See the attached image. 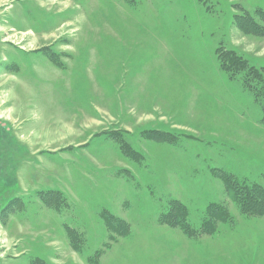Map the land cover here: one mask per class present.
Returning a JSON list of instances; mask_svg holds the SVG:
<instances>
[{
  "label": "rangeland",
  "instance_id": "374dc122",
  "mask_svg": "<svg viewBox=\"0 0 264 264\" xmlns=\"http://www.w3.org/2000/svg\"><path fill=\"white\" fill-rule=\"evenodd\" d=\"M226 52L262 93L264 0H0V264H264L228 183L264 195L261 100Z\"/></svg>",
  "mask_w": 264,
  "mask_h": 264
},
{
  "label": "trees",
  "instance_id": "16d2710c",
  "mask_svg": "<svg viewBox=\"0 0 264 264\" xmlns=\"http://www.w3.org/2000/svg\"><path fill=\"white\" fill-rule=\"evenodd\" d=\"M224 57V56H223ZM224 61V62H223ZM222 63L224 64L225 68L227 71L233 72V75H239L241 76V80L243 83H245L246 87L250 90H257L255 95L257 96L258 99H260L261 103V124L264 126V88L262 90V93H260V90L257 89L259 88V85H261V79L260 75L257 72V70L251 68L250 66L246 65L241 58L235 56L233 53L226 52L225 58H223ZM245 81V82H244ZM263 85V84H262ZM255 92V91H253ZM229 179V178H228ZM227 179H225L226 183ZM230 187L233 189L234 192V199L237 198L239 202V205L241 207V210L245 212L243 207H247L248 205L256 206L259 211H264V195L259 196L258 192L262 193L261 189L259 186H250L246 184H241L236 181L235 178H230L228 181ZM255 188H258L257 190ZM261 197V198H260ZM233 199V200H234ZM255 214H263L260 212H257ZM186 215L184 213L176 211L174 218H173V224L172 225H177L181 226V228L186 229L187 220H185ZM264 216V214H263ZM218 220H223L224 216L223 215H217L216 216Z\"/></svg>",
  "mask_w": 264,
  "mask_h": 264
}]
</instances>
